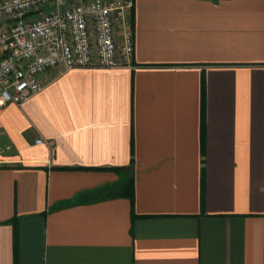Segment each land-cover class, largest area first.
I'll return each mask as SVG.
<instances>
[{"label": "crops", "instance_id": "crops-1", "mask_svg": "<svg viewBox=\"0 0 264 264\" xmlns=\"http://www.w3.org/2000/svg\"><path fill=\"white\" fill-rule=\"evenodd\" d=\"M130 25V66L0 106V264H264V0Z\"/></svg>", "mask_w": 264, "mask_h": 264}, {"label": "built area", "instance_id": "built-area-1", "mask_svg": "<svg viewBox=\"0 0 264 264\" xmlns=\"http://www.w3.org/2000/svg\"><path fill=\"white\" fill-rule=\"evenodd\" d=\"M132 6L133 0H0V106L40 92V77L52 67L130 66Z\"/></svg>", "mask_w": 264, "mask_h": 264}, {"label": "trees", "instance_id": "trees-1", "mask_svg": "<svg viewBox=\"0 0 264 264\" xmlns=\"http://www.w3.org/2000/svg\"><path fill=\"white\" fill-rule=\"evenodd\" d=\"M129 181H130V180H129ZM129 181L126 183V185H125L126 187H124L127 193L130 192V191H129V187H130V182H129ZM130 193H131V194H129V195L132 196V192H130ZM135 216H136V214L134 213V217H135Z\"/></svg>", "mask_w": 264, "mask_h": 264}]
</instances>
